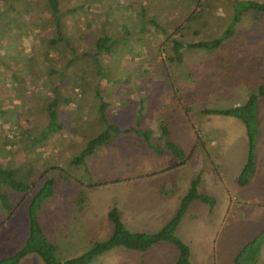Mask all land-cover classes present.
I'll return each instance as SVG.
<instances>
[{"label":"rangeland","instance_id":"rangeland-1","mask_svg":"<svg viewBox=\"0 0 264 264\" xmlns=\"http://www.w3.org/2000/svg\"><path fill=\"white\" fill-rule=\"evenodd\" d=\"M59 1L63 33L71 39L74 50L65 42L58 47L49 43V37L55 34V23L47 0L0 3V98L3 100L0 109L11 113L18 109L20 113L14 118L15 126L5 116L0 117V126L4 124V130L0 128V161L21 166V178L27 182L36 179L38 188L44 181L39 173L46 166L64 167L48 172L56 180L54 194L38 210L40 224L56 245L57 256L63 259L78 256L90 249L93 241L107 239L113 232V223L108 218L112 207L118 208L130 231L159 230L175 216L190 179L201 171L199 188L216 198V203L210 208L201 200H194L178 226L177 235L190 246L193 263L235 264L243 246L264 228V96L260 97L258 109L257 174L246 186L239 185L237 180L247 156L243 122L232 116L203 114L202 110L240 105L264 81V9L245 10L241 3L249 0H199L200 5L192 6L187 5L190 0ZM140 4L147 7L143 18L151 36L141 37L137 27L134 31L139 38L136 33L124 34L121 44L127 55L120 48L115 55L108 56L109 63L119 69L103 67L91 82V60L82 53L91 49L102 28L116 31L115 37H119L123 34L124 20L135 25L141 18ZM12 5L24 11L22 15L11 11ZM200 10L202 17L198 21H185L190 12L200 14ZM235 11H239V21L232 24L233 35L220 48L183 49V62L169 60L173 53L170 38L177 26L183 28L185 40L213 38L231 24ZM152 15L171 34L169 39L151 26ZM12 17L14 20L9 21ZM111 20L117 23L101 26ZM77 52L78 58L71 61ZM132 70L148 82L140 83L143 81L137 80ZM76 76L89 81L86 89L76 85ZM99 82L101 96L111 105L110 118L119 120L121 127L132 125L129 112L133 113L144 101L163 100L165 107L159 112L172 130L169 139L187 153L191 148L195 150L192 157L197 159L190 160L193 167L175 166L181 162V155L176 157L169 149H161L162 140L153 143L151 150L130 144L133 133L128 132L120 133L107 149L105 145L98 146L83 162H73L81 146L99 134L93 124L99 116L94 105L100 101L95 89ZM170 84L178 88L175 93L188 105V114L177 106L179 100L177 95L173 96ZM56 97L60 104L59 120L64 125L55 136L56 131L45 132V126L49 120L47 103ZM65 98H70L69 103ZM84 105L90 107L89 111L82 109ZM146 117L142 114L140 121L146 124ZM148 124L159 138L158 123L151 119ZM30 125L36 127L34 134L46 133L40 143L29 144L24 128ZM19 139L28 141L30 149L20 148ZM166 156L174 161L165 159ZM165 168L163 176L157 173L151 176L153 180L148 179L147 173ZM99 182L102 184L89 185ZM157 186L173 192L172 197L152 200ZM5 191L14 210L9 213L0 202V258L14 254L25 244L28 205L33 197V191L28 194ZM177 259L176 245L162 241L146 251L117 246L89 264H176ZM260 262L264 264V245ZM20 264L45 263L32 253Z\"/></svg>","mask_w":264,"mask_h":264},{"label":"trees","instance_id":"trees-1","mask_svg":"<svg viewBox=\"0 0 264 264\" xmlns=\"http://www.w3.org/2000/svg\"><path fill=\"white\" fill-rule=\"evenodd\" d=\"M5 1L6 0H0V3H5ZM47 3L55 23V34L49 37L48 40L49 43L53 47H58V44L65 42L68 45H71L72 50H74L71 39L68 36L64 35L63 33V27L61 23V8L59 7L60 1L47 0ZM194 3H197L199 5L201 4L199 0H190V2H187V5L192 6ZM129 5H132V3H129ZM241 5H243L245 10H250L251 8L264 9V2H258L254 0H249L246 2L244 1L241 3ZM140 8L141 9L139 15L141 18L139 19L138 22L135 23V25L134 23L130 24V22L126 20H124L121 23V27H122L121 33L123 31V34L121 36L115 37V34L117 33L116 31H111V30L109 31L106 28H102L104 29L103 32L95 36L94 45L91 47V49L89 51H85L84 53H82L91 60V67H90L91 82L94 80L95 75H99V73L103 71V67L108 70L109 67L115 70L119 69L116 66H114L115 64H112V62L109 63L111 61V57L108 56H111L113 54L115 55L118 49L120 50V48H121V53L124 51L121 44V38L124 37V34L127 35L133 34L134 36V33H136V31H134L135 30L134 27H137L138 34H140L141 37H143V34L149 35L148 28L146 27V24H144L145 19L143 18L145 14H147L146 13L147 7L143 6V4H140ZM10 9L11 11H16L21 15L22 12H24L22 10L18 11V8H16V6L13 5L11 6ZM25 10H27V8H25ZM197 13H198L197 11L190 12L189 16L185 21L190 23H195L196 21L199 20L200 17H202L201 10H200V14ZM238 13L239 11L237 12L235 11V15L233 16V20L231 24L220 35L213 38L201 39L199 41L185 40L183 38V34L181 31L183 28L181 26H177L176 31L173 33V38H170L171 49L173 53L172 55L170 54L168 56L169 60L171 62L174 61L178 63L183 62L184 60L183 49L213 51L215 49L220 48L224 43V41L233 35L232 24L235 23L236 20L239 21ZM152 17L150 18V24H152L151 26L160 30L164 35H168V37L166 36L165 37L169 39L171 34L167 33L168 31H166V29L156 21V18L153 15ZM13 20L14 18L10 19L9 21H13ZM116 23H117L116 20H111L107 22V24L106 22L105 23L103 22L101 26L107 25L111 27ZM138 34H137V38H139ZM163 34L162 36H164ZM138 52L139 51H137L136 53L138 54ZM123 53L127 55L126 52ZM78 56L79 54L77 52L74 55V57L71 59V61L77 59ZM106 56L107 59L105 58ZM124 66L127 67V65ZM143 70L145 72L148 71L150 72V70L147 68H143ZM133 71L134 70H132V75L137 77V73H133ZM76 79L77 76L75 77V80ZM80 79L81 80L79 79L76 80L77 82L76 85L85 87L86 89L87 86L89 85V81H86V79L82 77H80ZM137 80L140 81L141 78L137 77ZM141 81L143 82L140 83L148 82L145 80H141ZM140 85L142 86L143 84ZM100 86H101L100 82L97 83V85L95 86L96 94L100 98V101L99 103L94 104L98 108L99 116H96V121L95 123H93L95 128L98 129L99 134L95 138L89 140V142L85 146H81L82 150L78 155H75L73 162L75 163L83 162L87 156L92 155L96 151L98 146L105 145V149H107V147L116 138H118L119 134L122 132L133 133L131 135L133 138L131 142L129 141L130 144L132 145L144 146V149L151 150L153 147L152 146L153 143L156 145L157 140L160 141L162 140L163 148L161 149H169L176 157H179V155H181L182 161H185L188 158L190 160H195V158L192 157V154H194L195 151L193 148L189 153H186V151L183 148L179 147L169 139V137L172 135V130L168 125V121L162 117L163 113L159 112L160 108L163 109L165 107V103L163 100L157 99L156 96L157 101L155 103L160 104V106L158 107L152 105L155 104L153 101L148 102L142 100L144 102L137 110H135L133 113L128 111L129 119L132 120V125L128 126L126 124L123 127H121L119 120L110 118L109 112L111 110V105H109V101H105L104 100L105 98L101 96ZM172 87H173L172 89L173 96L176 97L177 95L176 93H178L176 89L178 88L174 84ZM262 96H264V81L258 87L257 92H251L248 98L246 99V101L240 105H236L229 108H207L202 110L203 114H221L226 116H232L243 122L246 130L248 146H247L246 161L237 179L238 184L241 186L248 185L255 177L257 171L256 151H257L258 138L260 136L258 109H259L260 97ZM176 98H178L179 100L177 106L183 107L185 114H188L189 107L185 101H182L181 95L179 96L177 95ZM2 101L3 100L0 98V103ZM64 101L66 103H69L70 98H65ZM80 105H78V107ZM82 107H83L82 109L89 111L90 107L88 106L86 107L85 105ZM142 110L143 112L140 113ZM173 110L176 111L175 108ZM15 111L11 113V111H8L7 109H0V117L3 118V116H5L6 120L11 121V123L14 125L13 123L15 122L14 118L17 117V115L18 116L20 115V113H18L19 112L18 109H15ZM46 112L49 115V120L47 125L45 126L46 127L45 132L47 130H49L48 133L51 131H56L55 132L56 133L55 136H56L58 135V132L61 131L60 127L64 125L59 120L60 117L59 97H56L52 101L47 103ZM138 112L141 114V116L144 113L146 114L147 116L146 117L147 119H145L147 121L146 124L140 121L141 116H139L140 114H138ZM7 115L11 116L10 119ZM151 119L155 120L158 123L159 128L161 129L159 138L153 135L154 131L152 127L148 124ZM97 120L100 122L99 124L102 126L101 129H99L97 126L98 124ZM16 122L18 123V121ZM35 125L34 126L30 125L29 127L24 128V134H26L27 139L28 141H30V143L28 141L23 142L22 139H19L18 142L21 144L20 148H23L24 150L30 149L27 147L29 144L38 143V141L40 143L41 140L45 139L46 136L45 132L40 133V135L34 134V131L36 129ZM0 128L4 130V124L1 125ZM6 135L7 134H5L4 137ZM40 136L43 137L40 138ZM22 166H24V163L22 164ZM19 167L21 166H14L13 164L5 165L3 164V162L0 161V202L5 209L9 210L8 212L10 213L14 210L13 202L11 201L9 194L8 192L5 191V189H10L12 191L20 192L23 194H28L31 191H33V197L28 205V219H29L28 236L25 241V244L14 254L0 258V264H20L22 259H24L26 256H29L32 253L38 254V256L42 259V261L45 264H89L95 258L101 256L108 250L117 246H123L128 249H134L139 251H146L153 245L162 241H168L176 245L178 249V259L176 261V264H195L190 259L191 257L190 246L177 235V229L183 217L185 216L190 204L194 200H201L203 203L207 204L210 208H213L216 203V198H214L213 196L207 193H204L199 188L202 183L201 182L202 177L200 175L201 171L197 172L198 175L191 179L188 191L181 198L175 216L159 230L155 232L130 231L127 229L125 223L123 222L118 208L112 207L108 213V218L113 223L112 234L105 240L93 241L90 249H87L82 254L75 257L63 259L57 256L56 245L53 242H51L48 239L47 235L45 234L38 218V210L40 209L42 202L54 194V186L56 180L55 177L48 175V172L56 169L64 170V167L58 164L46 166L45 167L46 169L41 173H39V177L44 179L43 183L40 185L39 188L37 186L38 182L36 179H33L31 182H27L21 178L22 176L19 173L20 172ZM150 175H152V173ZM98 184H102V183L100 182L90 183L89 185L94 186ZM263 245H264V228L251 241H249L245 246H243V248L239 251V253L235 257V264H262L260 262V256Z\"/></svg>","mask_w":264,"mask_h":264},{"label":"crops","instance_id":"crops-1","mask_svg":"<svg viewBox=\"0 0 264 264\" xmlns=\"http://www.w3.org/2000/svg\"><path fill=\"white\" fill-rule=\"evenodd\" d=\"M171 137V136H170ZM173 142V141H172ZM193 147V146H192ZM192 149V148H191ZM190 149V150H191ZM165 150V149H164ZM172 153V152H171ZM186 153H187V150H186ZM168 155V154H167ZM193 158H195V160H192V162H195L196 161V157H193ZM165 159H171V161H174L172 158H167V156H166V158ZM192 162H190V159L188 158L187 160H185V161H182L181 160V162H179V163H176V164H174L175 166L176 165H179V164H183V166H187L188 164L189 165H191V167H193V164H192ZM152 163H153V158H152ZM173 164V163H172ZM173 165V166H174ZM168 168V167H167ZM153 169V168H152ZM167 169L165 168V170H161V171H152V175H150L151 173H147V174H149L147 177H148V179L150 180L151 179V176L152 177H154V175L155 174H157V173H159L160 175H162L163 176V174L165 173V171H166ZM196 172V171H195ZM256 174H257V171H256ZM193 178V177H192ZM191 178V179H192ZM256 178V175H255V177L252 179V180H254ZM191 179H190V181H191ZM151 180H153V178L151 179ZM175 181V180H174ZM179 181H181V180H179ZM190 181H189V185H190ZM184 182V181H183ZM162 184V183H161ZM160 184V185H161ZM180 184H182L181 182H180ZM163 185V187L164 188H166V186H165V184H162ZM168 185V184H167ZM184 185L185 186H187V183H185L184 182ZM188 187V186H187ZM172 194H173V192H170V190H168V192L167 191H164L163 189H161V187L160 186H157L156 187V189L154 190V195L152 196V200H154V199H158V198H160L161 200H167L168 198H170V197H172Z\"/></svg>","mask_w":264,"mask_h":264}]
</instances>
